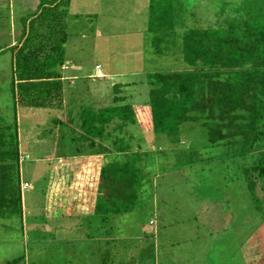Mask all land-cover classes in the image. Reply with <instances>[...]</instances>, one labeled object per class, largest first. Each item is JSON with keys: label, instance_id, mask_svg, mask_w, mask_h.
I'll return each mask as SVG.
<instances>
[{"label": "trees", "instance_id": "trees-1", "mask_svg": "<svg viewBox=\"0 0 264 264\" xmlns=\"http://www.w3.org/2000/svg\"><path fill=\"white\" fill-rule=\"evenodd\" d=\"M247 1V6L236 10L237 15L223 12L222 20L203 29L188 27L175 8L168 12L165 0H148L140 20L147 17L146 28L121 29L126 39L152 38L159 44L153 53L156 57L171 54L176 61L167 68H140L149 87L144 104L134 105L129 96L121 95L123 85L117 84L111 88L114 97L108 105L81 107L79 131L62 121L60 128L46 135L47 146L67 162L62 167L68 179L62 178L64 202L59 208L84 222L76 232H85L88 226L97 236L107 231L106 242L116 245L120 240L115 239L114 218L144 213L152 218L156 176L185 169L192 170L200 182L204 175L212 179L217 175L218 192L234 185L245 187L254 208L249 215L264 224V0ZM62 4L66 0H41L37 13L22 19L25 40L16 54L22 68L20 80L38 78L40 53L48 47L42 60L47 77L41 84L28 81L25 94L46 87L50 98V93L58 95L64 88L59 68L65 62L60 56L67 32H56L61 25L64 29L59 19ZM118 6L112 1L115 19L133 12ZM56 36L62 38L58 48ZM63 99L64 103L65 95ZM68 111L72 116L73 109ZM129 127L140 128L142 133ZM84 156L92 157L72 184L68 162ZM221 198L222 202L231 199ZM96 218L101 227L94 229ZM111 250L101 264L117 258L120 251ZM150 264L155 263L151 260Z\"/></svg>", "mask_w": 264, "mask_h": 264}, {"label": "rangeland", "instance_id": "rangeland-1", "mask_svg": "<svg viewBox=\"0 0 264 264\" xmlns=\"http://www.w3.org/2000/svg\"><path fill=\"white\" fill-rule=\"evenodd\" d=\"M124 1H118V8L122 7L120 9L123 11L133 10L135 14L129 11L124 15L126 20L112 21V26L107 27L113 29L112 38L105 40L108 47L103 48L100 45L92 47L94 44L91 36L94 31L87 22L88 17L92 15L86 16V13L91 11L86 7L79 10L76 30L68 33V43L76 47L69 50L66 56H71L75 63L81 65L82 72L77 73L78 78L73 80V84L64 82L66 94L62 118L65 124L78 131L81 107H89V104L96 107L108 105L114 97L111 88L117 84L123 85L121 95L129 96L134 105L144 104L148 98L149 87L144 83L146 74L139 71L140 68H167L172 67L176 61V56L171 54L167 57H156L153 53L159 44H154L152 38L136 41L130 38L132 36L128 37L130 39L123 36L121 29L146 28L143 22L147 20L146 17L140 21L145 14L146 9L142 7L147 6V0H130L129 4H123ZM88 2L93 4L91 0ZM247 2V0H165L164 6L168 12L175 8L176 15H179L188 27L204 29L209 24L215 25L219 18L222 20L223 12L225 15L231 13L229 16H235L236 10L247 6ZM40 3L41 0H0V48L9 45L11 41L18 45L17 36L23 26L24 14L31 15L37 12ZM79 4L85 5L83 0ZM60 39L61 37L55 38L57 41ZM121 42L124 44H117ZM80 45L84 47L81 48ZM0 61V73L5 71L17 78V74L22 72L11 47L0 51ZM36 63L37 61L33 62ZM73 65L75 66L74 63ZM73 65L66 64L65 71L74 69ZM94 66L95 74L91 78L87 77ZM70 107L73 109L74 118L69 114ZM8 112L5 113L6 118ZM3 113L4 110H0V120H4ZM40 118L44 120V115ZM70 119H73V124L70 123ZM129 129L135 133L141 131L135 127ZM69 138L70 135L67 141ZM91 157L72 158L68 162L72 169V184L76 180L74 179L76 173L88 167ZM59 163L64 166L67 162ZM31 167L24 165V174L27 173L28 179L31 178L30 181L37 184V173L31 170ZM64 178L68 179L67 176ZM216 178L217 175H213V179L204 175V182H200L198 176L189 169L156 176L152 194L154 216L151 218L148 213H144L115 217L112 222L113 231L116 232L115 239L120 240L116 245L112 246L103 239H98L97 232L90 231V226L86 227L85 232L82 230L73 233L70 229L64 232L68 235L73 234L70 238L57 237L54 241L55 236H47V240L51 238L52 241L46 240L38 247L32 244L31 238L29 244L22 248L26 255L23 253L21 263L17 264H65V258L70 259L66 264H101L111 249L120 251L113 260L115 262L111 261V264H150L151 260L155 264H264V224L259 225L258 218L249 215L254 208L250 204L248 190L243 186L234 185L230 190L221 188L218 192L214 184ZM72 184L70 188L73 189ZM226 196L231 199L226 198L222 202L221 197ZM63 212L62 209L54 212L50 223L53 228L58 226L54 220L60 219L62 225L71 228H77L84 223L78 222L75 216H66ZM95 222L92 226L94 229L100 223V218H96ZM0 223L4 222L0 220ZM8 246L6 239L0 240V255L5 254L0 258L1 264L10 262V258L19 251L18 247L15 249L9 247L10 253Z\"/></svg>", "mask_w": 264, "mask_h": 264}, {"label": "crops", "instance_id": "crops-1", "mask_svg": "<svg viewBox=\"0 0 264 264\" xmlns=\"http://www.w3.org/2000/svg\"><path fill=\"white\" fill-rule=\"evenodd\" d=\"M81 1L66 0V4H62L59 9V19L60 23L64 24V29L61 25L56 32L61 35L65 31L68 36V33L76 30L79 10L86 7L91 10L86 13V16L92 15V17H88L87 21L94 31L91 36L94 44L92 47L96 48L99 45L103 48L107 47L105 40L109 38V31L112 29V27L110 29H107V27L110 26V22L118 20L113 16L115 14L112 12V1H117L118 3L120 0H91L93 4L88 2V0H83L85 5L79 4ZM132 14L135 13L133 12ZM26 15L28 16L29 14H24L23 18H26ZM124 17L126 16H121L119 19L126 20ZM24 28L22 26L18 33V45L11 41L9 45L0 48V51L11 47L16 55L25 40V34L23 36ZM55 43L57 46L59 41L56 40ZM63 45L61 49L64 50V54L60 57L65 62L59 68L60 81L71 85L74 83L73 80H77V73L82 72V68L80 67L81 65L73 61L71 56H66V53L76 46L68 43L67 40H64ZM80 47L83 48L84 45H80ZM44 53L45 51L40 53L42 59L40 60L38 78L27 77L29 80L24 81L20 80L18 74L17 78H15L14 74H9L5 71L0 73V110H4L2 115L4 120H0V220L4 222L0 223V240L6 239L8 241L10 253L9 247L13 249L19 248L14 257L10 258L11 261L5 264L21 263L20 260L26 255L22 248L29 244L31 238L33 239L32 244L38 247L40 243L42 244V242L47 240V236H55L53 238L54 241L57 240V237L68 239L73 234H64L65 231L68 232L70 229L73 233L77 231L76 228L62 225L61 219L58 221L54 220L55 224L58 225L57 227L53 228L50 224L54 212L60 209L59 207L64 202L62 197L64 191L62 178L66 174L62 172L63 166L59 163L63 159L60 156L58 157L51 147L47 146L46 135L51 130H55L56 127H61L65 106L63 95L66 92L63 88L58 95L56 92L50 93V98H48V93L44 91L46 87L39 90L38 93L31 91L30 94H25L26 91L24 92L25 89H29V87L25 86L28 85L26 84L28 81V83L36 81V83L41 84L45 80L43 77H47L43 76L46 71V66L43 64L46 56ZM68 63H72V65L74 63L75 66H72L74 69L65 71L64 66ZM94 69L95 66L92 68V72L86 76L91 78L95 74ZM103 73H105L104 70ZM108 75L110 74L108 73ZM24 94L25 98L23 99ZM7 111H9L7 114L8 118L5 117ZM41 115H44V120L40 118ZM57 121H60V123H57ZM52 154L54 155L53 157ZM52 160L56 161L53 163ZM28 163L29 165H27ZM24 165L32 166L31 170L37 173V184L31 182V178L28 179L29 175L27 173L24 174ZM53 194L54 200L51 199ZM6 218L8 219L6 220ZM66 227H68V230ZM99 227L96 226V228ZM107 234L108 232L105 231L104 234H99L97 238L107 241ZM49 240L52 241L51 238L47 241ZM23 253L24 255H22ZM4 256L5 254H2L0 258ZM69 260L65 258V264Z\"/></svg>", "mask_w": 264, "mask_h": 264}, {"label": "built area", "instance_id": "built-area-1", "mask_svg": "<svg viewBox=\"0 0 264 264\" xmlns=\"http://www.w3.org/2000/svg\"><path fill=\"white\" fill-rule=\"evenodd\" d=\"M99 69V68H98ZM101 70V69H100Z\"/></svg>", "mask_w": 264, "mask_h": 264}]
</instances>
